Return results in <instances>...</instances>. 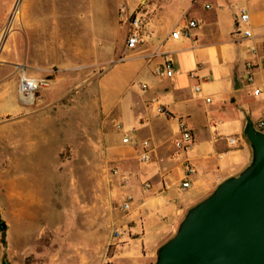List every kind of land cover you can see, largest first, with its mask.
Returning a JSON list of instances; mask_svg holds the SVG:
<instances>
[{
  "label": "rangeland",
  "instance_id": "rangeland-1",
  "mask_svg": "<svg viewBox=\"0 0 264 264\" xmlns=\"http://www.w3.org/2000/svg\"><path fill=\"white\" fill-rule=\"evenodd\" d=\"M53 1L0 0V264H106L123 214L122 177L130 173L108 160L107 149L110 138L120 148L123 135L133 142L137 134L116 129L114 113H101L97 80L129 59L120 5L145 25L147 5L157 9L163 0H57L64 10L76 7L73 15L50 9ZM24 71L47 84L30 103L19 94ZM118 76H109L111 106ZM8 132L16 146L6 143ZM142 167L136 160L134 169Z\"/></svg>",
  "mask_w": 264,
  "mask_h": 264
},
{
  "label": "crops",
  "instance_id": "crops-1",
  "mask_svg": "<svg viewBox=\"0 0 264 264\" xmlns=\"http://www.w3.org/2000/svg\"><path fill=\"white\" fill-rule=\"evenodd\" d=\"M53 2L50 9L62 10L63 15L77 12L76 7L67 11L61 1ZM146 9L145 47L130 53L127 63L112 67L97 80L101 113H114L125 131L136 133V141H149L152 149L150 162L141 164L137 171V150L122 143L126 135L121 137L120 148L110 138L108 160L122 173H130L123 194L124 199L128 196L132 201L127 212L119 207L123 214L115 220L113 229L121 234L111 238L106 264H152L158 248L175 234L188 209L250 164L252 153L243 136L246 118L264 132L257 127L264 123V0H163L157 9L155 4ZM242 10L249 21L237 32ZM188 21L197 25L190 38L170 37L176 26ZM244 30L251 35L244 36ZM156 51L167 54L174 71L172 78L155 74L164 60L160 56L151 58ZM193 71L197 79L190 78ZM113 73L119 76L117 99L111 106L107 97ZM22 75L27 76L25 71ZM141 85L146 88L141 89ZM196 86L201 88L200 93L194 91ZM254 90H259L257 95ZM5 102L7 112H13L12 98L5 97ZM158 106L163 107L164 114L157 112ZM180 123L187 126L193 138L186 153L174 147ZM230 138L234 143L229 144ZM5 139L15 146L19 142L9 132ZM8 149L6 169L10 164ZM185 159L194 173L189 187L183 189ZM146 182L149 189L143 186ZM7 193L12 202L14 194L8 186Z\"/></svg>",
  "mask_w": 264,
  "mask_h": 264
},
{
  "label": "water",
  "instance_id": "water-1",
  "mask_svg": "<svg viewBox=\"0 0 264 264\" xmlns=\"http://www.w3.org/2000/svg\"><path fill=\"white\" fill-rule=\"evenodd\" d=\"M243 136L250 164L188 209L154 264H264V132L246 118Z\"/></svg>",
  "mask_w": 264,
  "mask_h": 264
},
{
  "label": "built area",
  "instance_id": "built-area-1",
  "mask_svg": "<svg viewBox=\"0 0 264 264\" xmlns=\"http://www.w3.org/2000/svg\"><path fill=\"white\" fill-rule=\"evenodd\" d=\"M206 8H209L206 6ZM118 21L121 26H123L126 30L125 40H124V51L127 53H134L140 51L143 47H145L147 43V32L145 30V25L143 23V20L141 19L140 15L138 13H134L133 11H130L127 4L123 3L120 5L117 11ZM249 21V17L246 14L244 10L240 12V15L237 20L236 28L237 32H240V25H246ZM196 22L195 21H188L184 22L181 25H178L174 28V30L170 33V37L173 39H184V38H190L191 37V30L196 28ZM243 35L246 37H249L251 35L250 31L244 30ZM156 56L163 57V62L160 63L156 69L155 74L159 77L164 78H172L174 75L173 67L171 64V61L166 57V53H161L159 51L154 52L151 55V58H154ZM125 59L124 57L121 58V60ZM248 80H252V75L249 72ZM190 78L197 79L198 76L195 71L189 73ZM47 86L46 82L41 79L27 77L25 75H22L20 77L19 81V93L21 97L25 100H30L34 98V95L40 88H45ZM141 89H145V85L140 86ZM194 91L196 93L201 92L200 87H194ZM259 90H254V94L257 95ZM206 101H209L208 99ZM157 112L164 114L165 110L162 106L157 107ZM257 127L259 129L264 128V123L260 122L257 124ZM115 128L118 130H122L121 124H116ZM229 144L234 143V139L230 138L228 140ZM123 144H132L133 147L137 150V160L141 164H147L151 160V145L149 141L143 140V141H133L128 138L124 137L122 138ZM193 144V138L191 131L187 128V126L184 123L179 124V137H177L174 141V147L177 151L181 153H186ZM182 179H181V188H187L189 187V178L194 173L193 166L190 164L188 159H185L182 163ZM112 175L115 177H122L119 175V171L117 169L112 170ZM122 183L123 185H128V179H125L122 177ZM144 188L149 189L150 185L149 183H144ZM131 197H126L121 204V210L124 212L129 211L131 206ZM120 232L118 230L113 229V238H118L120 236Z\"/></svg>",
  "mask_w": 264,
  "mask_h": 264
},
{
  "label": "bare ground",
  "instance_id": "bare-ground-1",
  "mask_svg": "<svg viewBox=\"0 0 264 264\" xmlns=\"http://www.w3.org/2000/svg\"><path fill=\"white\" fill-rule=\"evenodd\" d=\"M22 98H23V97H22ZM24 100H25V99H24ZM25 101H26V100H25ZM31 101H32V99H30L29 101L27 100V102H29V103H30Z\"/></svg>",
  "mask_w": 264,
  "mask_h": 264
},
{
  "label": "trees",
  "instance_id": "trees-1",
  "mask_svg": "<svg viewBox=\"0 0 264 264\" xmlns=\"http://www.w3.org/2000/svg\"><path fill=\"white\" fill-rule=\"evenodd\" d=\"M5 231V229H0V232H4Z\"/></svg>",
  "mask_w": 264,
  "mask_h": 264
}]
</instances>
